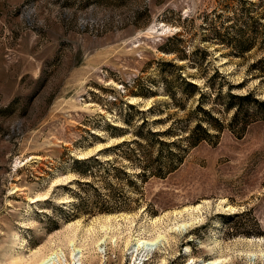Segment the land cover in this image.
Returning a JSON list of instances; mask_svg holds the SVG:
<instances>
[{"label": "rangeland", "instance_id": "obj_1", "mask_svg": "<svg viewBox=\"0 0 264 264\" xmlns=\"http://www.w3.org/2000/svg\"><path fill=\"white\" fill-rule=\"evenodd\" d=\"M238 2L0 0V264H264V46L225 41ZM228 91L263 101L241 133ZM155 217L169 244L137 251Z\"/></svg>", "mask_w": 264, "mask_h": 264}, {"label": "trees", "instance_id": "obj_2", "mask_svg": "<svg viewBox=\"0 0 264 264\" xmlns=\"http://www.w3.org/2000/svg\"><path fill=\"white\" fill-rule=\"evenodd\" d=\"M248 4L249 2L246 3L245 0H239V2L236 3L237 6L233 4V7H230V13L227 16L228 25L224 27L225 30H230V34L227 36V40L225 41L228 42L229 46L232 48V51H234V53L238 55H242L244 52L249 51L256 43L264 46V13H256L255 10H253V7H251L252 5L250 6ZM259 6L264 12V4H260ZM252 11H254V13ZM263 62L264 56H260L254 58V60L250 62L249 65V68L255 73V75H258L260 78H264V66L262 65ZM212 75L220 77V79H222L221 82L226 83L224 76L214 71L213 74H211L209 78H206V80L203 82L206 89H214V82L212 81V79H210ZM183 83L193 91H197L199 98L202 97V94H204V91L200 90L196 83L191 82L190 80H183ZM226 94L235 100V104L233 105L234 111L232 113L231 119L229 120L230 124H235V126H231V128L234 129L236 133H241L249 119L255 117L254 112L247 113L243 110L242 104L244 102L242 103V101L252 97L251 99H253V101L260 103L264 101V98L262 99L263 101H256V98L253 97L252 92L236 94L228 91L226 92ZM202 111L208 114L209 117L213 121H215V123H219L216 118L211 115V113H208V111L205 110ZM209 125H212V127H216V124ZM207 134L208 132L204 127L196 124L195 130L191 132L189 137H191L193 142L196 143L200 140L206 139ZM81 184L89 186V182L86 181L81 182ZM80 204L82 205V202H80ZM99 210L102 211L105 209L99 208ZM241 212H235L232 215L236 216Z\"/></svg>", "mask_w": 264, "mask_h": 264}, {"label": "bare ground", "instance_id": "obj_3", "mask_svg": "<svg viewBox=\"0 0 264 264\" xmlns=\"http://www.w3.org/2000/svg\"><path fill=\"white\" fill-rule=\"evenodd\" d=\"M36 198H31V200H35ZM38 199V198H37ZM204 205L207 204V201L203 202ZM201 204L194 206V207H185L184 209H181L179 211H173L172 215L174 216L173 222L171 223V227L170 230L171 231H176L179 228H185V227H189L192 223H195L198 219H199V215H195L194 211H199L201 208ZM223 210H230L233 209V207L231 205H224L221 207ZM182 213H187L189 215L188 218L184 219L183 222H178L177 217L181 216ZM117 217L118 216H110V215H105L104 216V220L105 222H103L104 224L100 225V229L101 231H109L111 229V224L109 223L111 218L115 219V222L117 223ZM126 219H129V217H123ZM160 221H162L161 217H155L154 219H152L150 222L152 225H154L153 228V235L152 237H140V238H134L135 243L133 244L136 247L137 251H142L143 249H153L155 247H159L160 242L166 243L167 245L169 244L170 241V237L168 234V230H166V228L164 230L161 229V225L158 226V224ZM130 223H132V221H129ZM131 236H127L125 238V245L127 246L128 243L130 242ZM74 250V249H73ZM79 251V249H77ZM146 250V251H147ZM81 251V250H80ZM45 255V254H44ZM73 255V254H72ZM53 253L49 254V255H45L43 256L41 259L36 260L35 262H33V264H50V261L52 262V264H62L61 262L56 263V261L53 258ZM73 257V256H72ZM193 260L191 259L190 262H192ZM223 260L221 259H214V260H208V261H204L201 264H219L221 263ZM27 264V262H25ZM30 264V263H29Z\"/></svg>", "mask_w": 264, "mask_h": 264}]
</instances>
